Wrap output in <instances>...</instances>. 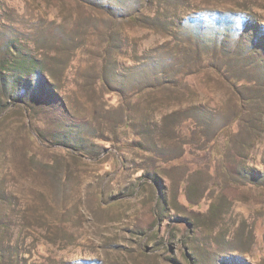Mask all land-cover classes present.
I'll return each instance as SVG.
<instances>
[{
	"label": "rangeland",
	"instance_id": "obj_1",
	"mask_svg": "<svg viewBox=\"0 0 264 264\" xmlns=\"http://www.w3.org/2000/svg\"><path fill=\"white\" fill-rule=\"evenodd\" d=\"M0 264H264V0H0Z\"/></svg>",
	"mask_w": 264,
	"mask_h": 264
},
{
	"label": "trees",
	"instance_id": "obj_2",
	"mask_svg": "<svg viewBox=\"0 0 264 264\" xmlns=\"http://www.w3.org/2000/svg\"><path fill=\"white\" fill-rule=\"evenodd\" d=\"M23 65H19L20 67L18 69H16V72H19L20 74L25 73L28 74L30 71L28 69V66H25V61H22Z\"/></svg>",
	"mask_w": 264,
	"mask_h": 264
}]
</instances>
